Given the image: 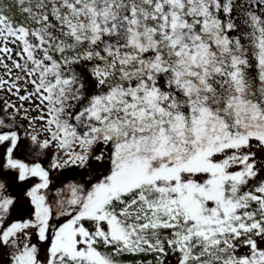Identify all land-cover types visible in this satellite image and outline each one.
<instances>
[{"label":"snow or ice","instance_id":"6c2138e0","mask_svg":"<svg viewBox=\"0 0 264 264\" xmlns=\"http://www.w3.org/2000/svg\"><path fill=\"white\" fill-rule=\"evenodd\" d=\"M0 264H264V0H0Z\"/></svg>","mask_w":264,"mask_h":264}]
</instances>
